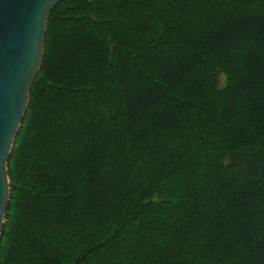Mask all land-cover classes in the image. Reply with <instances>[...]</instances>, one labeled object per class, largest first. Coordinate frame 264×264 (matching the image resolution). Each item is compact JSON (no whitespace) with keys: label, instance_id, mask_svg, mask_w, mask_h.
<instances>
[{"label":"trees","instance_id":"1","mask_svg":"<svg viewBox=\"0 0 264 264\" xmlns=\"http://www.w3.org/2000/svg\"><path fill=\"white\" fill-rule=\"evenodd\" d=\"M8 176L0 264H264V0H63Z\"/></svg>","mask_w":264,"mask_h":264},{"label":"water","instance_id":"2","mask_svg":"<svg viewBox=\"0 0 264 264\" xmlns=\"http://www.w3.org/2000/svg\"><path fill=\"white\" fill-rule=\"evenodd\" d=\"M63 0H0V240L11 188L8 161L41 68L48 19Z\"/></svg>","mask_w":264,"mask_h":264}]
</instances>
